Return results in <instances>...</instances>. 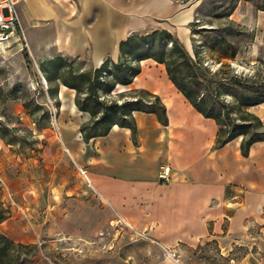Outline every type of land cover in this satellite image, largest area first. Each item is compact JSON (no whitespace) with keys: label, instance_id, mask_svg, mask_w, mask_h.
<instances>
[{"label":"crops","instance_id":"obj_1","mask_svg":"<svg viewBox=\"0 0 264 264\" xmlns=\"http://www.w3.org/2000/svg\"><path fill=\"white\" fill-rule=\"evenodd\" d=\"M197 5L194 0H22L17 9L36 60L66 55L94 68L106 58L118 60L119 41L132 32L164 28L192 51ZM238 5L228 14L232 20L244 23L255 11V23L264 24V7L246 2L240 15ZM139 65L132 81L116 84L115 91L157 95L166 108L164 123L155 113L133 111L134 131L114 124L104 135L84 138L80 126L90 114L75 105L73 88L59 86L63 150L90 179L92 204L82 199V212L98 213L97 225L111 219L124 223L159 250L139 260L144 264H177L176 253L185 264L188 249L209 242L225 264H264V140L250 144L246 154L242 136L217 146L215 120L190 104L164 64L145 58ZM248 111L264 123V102ZM162 165L170 167L166 180L158 178ZM87 222L69 231L92 230L95 225ZM0 231L17 242L38 240L10 220L0 222Z\"/></svg>","mask_w":264,"mask_h":264},{"label":"rangeland","instance_id":"obj_2","mask_svg":"<svg viewBox=\"0 0 264 264\" xmlns=\"http://www.w3.org/2000/svg\"><path fill=\"white\" fill-rule=\"evenodd\" d=\"M194 2L198 5L196 19L190 25L193 47L189 53L193 56V49L197 50L205 77L218 80L236 74L250 86L248 93L264 92V24L255 23V11L251 12L250 22L244 23L228 15L239 2L242 6L238 5L237 12L242 15L246 2L258 8L264 7V0ZM233 51L234 56H230ZM60 56L45 58L43 62L36 60L26 38L0 47V201L8 210L9 219L4 220L21 225L38 238L36 242H17L0 231L3 241L9 243H5L4 260L8 255L26 256L17 245L23 243L35 245L34 264H144L139 260L147 254L160 253L159 250L146 245L126 224L111 219L97 225L98 213L92 208L84 213L85 209L81 210L82 199L92 204L91 190L63 150L58 89L72 72L93 69L82 59ZM41 64L44 70L40 69ZM117 92L106 95V99L121 100ZM231 93L227 88L220 90L221 97L233 105L232 115H239ZM243 109L248 111V107ZM85 222L95 227L76 235L69 231ZM241 251V247L235 249L236 254ZM183 256L185 264H225L213 242L188 249ZM174 258L182 264L179 254Z\"/></svg>","mask_w":264,"mask_h":264},{"label":"trees","instance_id":"obj_3","mask_svg":"<svg viewBox=\"0 0 264 264\" xmlns=\"http://www.w3.org/2000/svg\"><path fill=\"white\" fill-rule=\"evenodd\" d=\"M118 47V60L106 58L92 68L93 71L72 72L68 79L61 81V84L75 90L74 102L77 108L90 114L89 122L80 127L84 138L104 135L114 124L134 131L133 111L152 112L161 122H166L165 105L157 95L144 89H131L128 91L131 94L119 91V101L114 99L109 102L106 99V95L115 90L116 84L127 85L139 73L140 60L152 58L164 64L168 78L197 111L215 120L218 127L217 146L242 136L240 148L246 154L250 144L264 140V123L251 112L241 110L264 102V92L248 93L250 86L244 84L236 74L228 79L206 78L200 68L197 50L193 49L192 56L169 30L160 28L145 33L132 32L119 41ZM234 54L235 51L230 56ZM40 69L44 70L42 64ZM221 88L232 90L231 95L238 104L239 115H232L233 105L221 97ZM128 94L130 99L126 97ZM7 213L8 210L0 201V222L8 217ZM3 237L0 233V264H9L10 261L15 264H34L36 249L33 244L17 243L27 255L20 258L8 255L4 260L6 244L9 243L4 242Z\"/></svg>","mask_w":264,"mask_h":264},{"label":"built area","instance_id":"obj_4","mask_svg":"<svg viewBox=\"0 0 264 264\" xmlns=\"http://www.w3.org/2000/svg\"><path fill=\"white\" fill-rule=\"evenodd\" d=\"M22 0H0V45H9L12 42H21L25 39V30L20 21L17 5ZM13 38V40H12ZM169 165H162L158 171V178L166 180L169 173ZM78 171L84 181L90 185L87 171L78 167Z\"/></svg>","mask_w":264,"mask_h":264},{"label":"bare ground","instance_id":"obj_5","mask_svg":"<svg viewBox=\"0 0 264 264\" xmlns=\"http://www.w3.org/2000/svg\"><path fill=\"white\" fill-rule=\"evenodd\" d=\"M8 46V45H7ZM6 47V46H5Z\"/></svg>","mask_w":264,"mask_h":264}]
</instances>
